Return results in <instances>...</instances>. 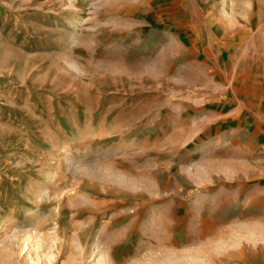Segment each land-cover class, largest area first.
Wrapping results in <instances>:
<instances>
[{"label": "rangeland", "instance_id": "374dc122", "mask_svg": "<svg viewBox=\"0 0 264 264\" xmlns=\"http://www.w3.org/2000/svg\"><path fill=\"white\" fill-rule=\"evenodd\" d=\"M3 3L0 264L264 250V0Z\"/></svg>", "mask_w": 264, "mask_h": 264}, {"label": "crops", "instance_id": "0c3cea01", "mask_svg": "<svg viewBox=\"0 0 264 264\" xmlns=\"http://www.w3.org/2000/svg\"><path fill=\"white\" fill-rule=\"evenodd\" d=\"M3 0H0V12H2L3 10ZM10 10V9H9ZM9 12H12V11H9ZM259 16V15H258ZM260 38H257V41H259ZM259 48H264V47H259ZM259 64V62L256 63V66ZM259 68H261L260 70L263 71L264 73V65L262 64H259L258 66ZM261 74H259L260 76ZM260 129H261V132L260 134L262 135V138H261V144L264 145V120L260 122ZM260 135V136H261ZM255 223L258 225H262L264 224V221L260 220L258 222L255 221ZM239 262L241 264H264V250L263 251H249V252H246L244 255L240 256L239 258Z\"/></svg>", "mask_w": 264, "mask_h": 264}, {"label": "bare ground", "instance_id": "6f19581e", "mask_svg": "<svg viewBox=\"0 0 264 264\" xmlns=\"http://www.w3.org/2000/svg\"><path fill=\"white\" fill-rule=\"evenodd\" d=\"M102 3V2H101ZM75 170V169H74ZM51 177H53L52 175H51ZM52 180V179H51ZM50 180V181H51ZM54 183V182H53ZM33 189H35V188H33ZM36 190H34L33 192H35ZM45 192V191H44ZM43 192V193H44ZM32 193V192H31ZM40 193H41V191H40ZM32 194H34V193H32ZM36 194H39V193H36ZM45 194L47 195V192H45ZM35 195V194H34ZM39 196H41L40 194H39ZM39 196H37L38 198H39ZM34 197H36V196H34ZM42 199V198H41ZM53 218H55L54 216L52 217V219ZM57 220V219H56ZM5 226H6V224H5V221H2V222H0V232H2V231H4V229H5ZM39 235V234H38ZM37 237V235L35 236V238ZM39 238L41 239V234L38 236V238H37V240L39 241ZM38 245V244H37ZM94 247L95 248H97V253L99 254V259H98V264H108V260L107 259H105V253H104V251H103V249H102V246H101V244L98 242V241H96L95 242V244H94ZM96 251V250H95ZM47 252V251H46ZM45 253H42L41 252V254H38V256H37V259H36V263L37 264H42L43 262H45L46 260H44L43 258L45 257V255H44ZM47 256V255H46ZM50 259V258H49Z\"/></svg>", "mask_w": 264, "mask_h": 264}]
</instances>
